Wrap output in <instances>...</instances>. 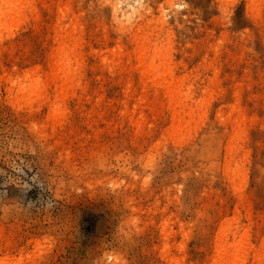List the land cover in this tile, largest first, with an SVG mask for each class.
Instances as JSON below:
<instances>
[{"label": "rangeland", "instance_id": "374dc122", "mask_svg": "<svg viewBox=\"0 0 264 264\" xmlns=\"http://www.w3.org/2000/svg\"><path fill=\"white\" fill-rule=\"evenodd\" d=\"M116 1L0 0V264H264V0Z\"/></svg>", "mask_w": 264, "mask_h": 264}, {"label": "bare ground", "instance_id": "6f19581e", "mask_svg": "<svg viewBox=\"0 0 264 264\" xmlns=\"http://www.w3.org/2000/svg\"><path fill=\"white\" fill-rule=\"evenodd\" d=\"M4 1V0H3ZM110 1V0H109ZM115 1V0H114ZM250 1V0H249ZM4 3H7V0H5ZM124 3V4H123ZM113 12V20L114 22L119 25L120 27H124L128 24H132L135 19H143L144 12L142 10L143 7V1L142 0H117L116 2L110 3ZM10 17V11H3L2 7L0 6V23L3 21H6ZM133 42L136 43V48L133 51V56L135 60L138 63V69L140 70V73H142V76L146 75L145 68L143 69V65L146 61V59L149 56V53L146 49V46L143 45V43H138V37H134L132 39ZM138 41V42H137ZM68 69V66L65 68H62L60 73L59 69L57 68L54 70V72L51 74L49 78L50 82L58 83V81L61 82H67L68 76L66 74V70ZM145 70V71H144ZM61 72L63 75L61 76ZM164 87V97L167 99L170 106L175 102L176 96V83L175 82H166L163 84ZM177 110L173 111V114H176ZM223 245H218V249H221L220 254V264H228L229 263V251H226V249L222 248ZM168 264H182V260H179L177 258H169L167 261Z\"/></svg>", "mask_w": 264, "mask_h": 264}]
</instances>
